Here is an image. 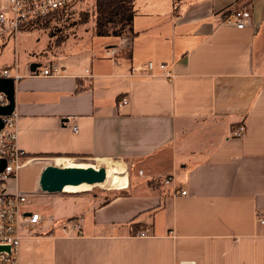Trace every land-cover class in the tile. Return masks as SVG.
Wrapping results in <instances>:
<instances>
[{"label":"crops","instance_id":"crops-1","mask_svg":"<svg viewBox=\"0 0 264 264\" xmlns=\"http://www.w3.org/2000/svg\"><path fill=\"white\" fill-rule=\"evenodd\" d=\"M134 1V36L84 32L54 49L53 23L14 42L19 69L15 58L0 66V75L20 76L17 144L30 164L72 166L58 159L67 158L99 168L122 160L139 175L130 186L128 179L127 195L102 204L72 198L66 202L77 211L56 220L46 212L43 224L53 226L22 231L19 264H264L257 219L264 214V0ZM7 3L0 0V11ZM242 8L251 25H227L230 11ZM34 33L37 44L20 40ZM113 48L115 60L107 55ZM21 55L30 61L21 65ZM39 58L64 76L30 75ZM148 62L167 64L175 80L158 68L154 77L131 75ZM124 97L128 104L119 106ZM242 124L246 134L233 138ZM155 178L161 182L152 187Z\"/></svg>","mask_w":264,"mask_h":264},{"label":"built area","instance_id":"built-area-1","mask_svg":"<svg viewBox=\"0 0 264 264\" xmlns=\"http://www.w3.org/2000/svg\"><path fill=\"white\" fill-rule=\"evenodd\" d=\"M81 0H8L6 9L0 11V45L16 42L23 31H29L40 27H45L47 20L50 25L64 18L72 8ZM252 22V13L247 8L230 11L225 23L240 30L248 28ZM56 23V24H58ZM110 59L115 60L117 55L116 48L107 50ZM35 71L29 72L30 75L37 77L64 76L65 70L59 64L39 63ZM14 68L19 69L18 60L15 58ZM158 68L163 77L173 82L176 74L167 64L156 65L154 62H148L141 68H132L131 75L135 76L141 72L143 76L154 77L155 70ZM1 77L12 78L9 69H4ZM20 76H15V81ZM9 104L5 93L0 92V107ZM128 104V98L120 100L119 106ZM3 128L0 130V166L3 161L5 168L0 172V247H7L9 250L0 251V264H19V249L23 239L22 231L40 226L44 222L41 213L28 209L31 204L32 192L21 191L18 185L19 172L24 169L31 160L27 158L26 153L18 147L19 128L17 115L15 111L8 116H2ZM72 131L78 132V126H73ZM247 132L245 124L238 126L232 132L233 138H241ZM143 174L142 171L139 172ZM16 181L15 190L9 187V181ZM165 185L173 183L172 177H166L163 180ZM174 195L186 196L187 191H173ZM257 219L260 224H264V214L258 212ZM66 226V225H65ZM75 229L81 231V225L76 223ZM67 227H64L66 230ZM141 236H147L146 232L140 233ZM179 264H195L194 262H180Z\"/></svg>","mask_w":264,"mask_h":264},{"label":"rangeland","instance_id":"rangeland-1","mask_svg":"<svg viewBox=\"0 0 264 264\" xmlns=\"http://www.w3.org/2000/svg\"><path fill=\"white\" fill-rule=\"evenodd\" d=\"M94 9V0H81L78 2L70 11L71 13L66 15L64 18H62L59 21V25L62 27H65L66 30H64L62 27L55 26L50 29V34H55L56 36L51 40L52 46L54 49L56 46H61L63 42H65L67 39L73 38V37H79L84 32H93L94 34V17L92 16ZM88 16V18H87ZM58 23V22H56ZM61 32V33H60ZM49 35V34H48ZM95 35V34H94ZM38 39V36L35 35H24L20 37V40L25 41L26 43H36V40ZM46 42V39L43 37L39 45L37 46L38 49L42 47ZM37 44V43H36ZM3 46V45H0ZM14 41L9 42L8 46L4 49L2 56L0 58V66L1 68L6 67V64H9V62L13 61L15 58L14 55ZM24 56L21 55L20 63L21 65L27 64L30 60L28 58H23ZM41 59L39 63H42L43 65L48 64L46 60ZM28 60V61H27ZM63 160H69L71 164L73 165H95L94 162L88 161V160H71L67 158H58ZM117 163L121 164L126 171L129 179V186L133 183V175L137 173L138 170L132 166V164H129V162H123L122 160H113V162L110 163ZM48 165L55 166L56 163L54 162H33L28 165V167L22 169L19 172L18 175V185L20 189L24 190L25 192H30V190L33 189L34 181L36 180L38 174L40 171ZM64 165V164H63ZM57 166V165H56ZM96 168V167H95ZM106 170L108 171V165L105 166ZM108 177V174H107ZM134 180H137V177L134 178ZM146 183V181H144ZM10 189H14L16 185V181H9L8 182ZM32 187V188H31ZM154 187V185L152 186ZM112 189V190H111ZM128 189V188H127ZM125 189V190H127ZM121 190V191H125ZM121 191L119 190H113V188L110 186V184L102 185V186H94L89 191H81V193H52V194H45L40 191L35 192L33 194V197L31 198V204L28 207L31 211H39L38 213H41L42 215L51 214V216L54 217V219L60 218V215H72V213H75L77 210H75L74 206L68 205L66 201L73 200L72 198H87L91 201H97L98 204H102L109 199L113 198L115 195H118ZM54 220V221H55ZM73 220H68V222H72ZM60 223V222H59ZM58 223V224H59ZM65 222L64 224H66ZM57 224V225H58ZM43 225L53 226V223H44ZM63 227V224L61 225Z\"/></svg>","mask_w":264,"mask_h":264},{"label":"water","instance_id":"water-1","mask_svg":"<svg viewBox=\"0 0 264 264\" xmlns=\"http://www.w3.org/2000/svg\"><path fill=\"white\" fill-rule=\"evenodd\" d=\"M39 64L31 65V72L35 71ZM15 79L0 77V92L7 95L9 104L0 107V130L3 128L2 116L11 115L15 111ZM5 168L3 161L0 172ZM107 180V170L105 167H59L47 166L39 175L36 187L45 194L58 193L63 186H80L82 184L98 185ZM9 250L7 247H0V251Z\"/></svg>","mask_w":264,"mask_h":264},{"label":"trees","instance_id":"trees-1","mask_svg":"<svg viewBox=\"0 0 264 264\" xmlns=\"http://www.w3.org/2000/svg\"><path fill=\"white\" fill-rule=\"evenodd\" d=\"M92 16L95 21L93 31L98 37L120 38L135 35L136 9L134 0H94ZM44 23L46 28L50 27L48 20ZM156 182L160 183L161 180L155 178L148 183L153 186ZM127 194L128 192L125 191L119 193V195Z\"/></svg>","mask_w":264,"mask_h":264},{"label":"bare ground","instance_id":"bare-ground-1","mask_svg":"<svg viewBox=\"0 0 264 264\" xmlns=\"http://www.w3.org/2000/svg\"><path fill=\"white\" fill-rule=\"evenodd\" d=\"M108 165V177L107 180L103 184L98 185H88L82 184L80 186H63L60 188V193H78L81 191H89L94 186H102L106 184H110L113 190H125L128 186V175L124 170L121 164L117 163H107ZM106 165V166H107ZM70 166V165H68ZM65 166V167H68ZM86 167V165H72L70 167ZM62 167V166H61ZM112 190V189H111Z\"/></svg>","mask_w":264,"mask_h":264}]
</instances>
